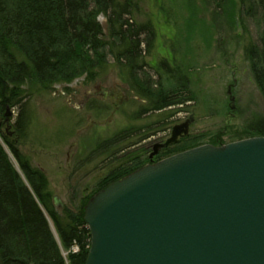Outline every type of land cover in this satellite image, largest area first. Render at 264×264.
Returning <instances> with one entry per match:
<instances>
[{
  "label": "rangeland",
  "instance_id": "1",
  "mask_svg": "<svg viewBox=\"0 0 264 264\" xmlns=\"http://www.w3.org/2000/svg\"><path fill=\"white\" fill-rule=\"evenodd\" d=\"M133 1L137 10L128 17L129 23L147 25L154 33L149 48L146 36L141 35L145 75L139 77L148 79L155 89L159 75H164L159 67L163 60L179 69L173 84L184 85L187 78L188 96L193 101L148 111L154 103L132 86L128 71L123 67L120 71L106 53L107 66L93 81H86L83 75L48 92L31 93L25 99L27 113L19 131L14 128L18 111L7 108L0 115V144L20 175L3 136L17 145L32 168L42 172L51 197L61 200V209L53 206L58 212L63 208L84 211L82 204L89 195L145 165L139 155L142 148L152 144L153 151L177 124L191 120L187 133L167 148L188 138L200 139L201 146L214 135L228 143L255 117H264V100L244 58L245 45L256 38V24L242 13L239 0H234L237 5L221 0V7L216 6L217 0ZM99 22L103 25L104 18ZM95 84L101 85L100 91L117 88L115 103L121 95L117 107L94 99L95 109L90 107L93 101L78 109L83 94ZM54 237L58 240L56 234ZM61 253L68 264V252L61 249Z\"/></svg>",
  "mask_w": 264,
  "mask_h": 264
},
{
  "label": "trees",
  "instance_id": "2",
  "mask_svg": "<svg viewBox=\"0 0 264 264\" xmlns=\"http://www.w3.org/2000/svg\"><path fill=\"white\" fill-rule=\"evenodd\" d=\"M220 1L217 7H221ZM239 1L242 13L256 24V38L245 45L244 58L264 100V0ZM136 10L133 0H0V115L7 108L17 110L14 128L19 131L27 113L25 99L31 93L48 92L83 75L86 81H93L107 66L106 53L120 71L122 67L128 71L132 86L154 103L148 111L193 101L188 96L187 78L184 85L173 84L179 69L163 60L159 67L164 77L159 75L155 89L148 79L139 77L144 74L141 35L146 36L149 48L154 33L147 25L129 23L128 17ZM123 134L116 135L113 142ZM260 136L264 137V117H255L230 141ZM2 139L21 175L0 144V264H67L61 249L68 252V264H85L90 235L83 209L55 210L42 172L29 165L13 141ZM186 141L167 148L162 156L200 145V139ZM224 143L221 135H214L206 144ZM117 179L101 185L82 205Z\"/></svg>",
  "mask_w": 264,
  "mask_h": 264
},
{
  "label": "water",
  "instance_id": "3",
  "mask_svg": "<svg viewBox=\"0 0 264 264\" xmlns=\"http://www.w3.org/2000/svg\"><path fill=\"white\" fill-rule=\"evenodd\" d=\"M190 122L175 125L149 158ZM52 204L62 207L58 196ZM84 221L85 264H264V137L147 164L91 197Z\"/></svg>",
  "mask_w": 264,
  "mask_h": 264
},
{
  "label": "flooded vegetation",
  "instance_id": "4",
  "mask_svg": "<svg viewBox=\"0 0 264 264\" xmlns=\"http://www.w3.org/2000/svg\"><path fill=\"white\" fill-rule=\"evenodd\" d=\"M95 85L96 86H94L93 89L89 88L83 94L84 96L82 97V101H80L78 103V105H77L78 109H82L85 104H88L89 102H92V101H93V103H92V106H90V107L95 109L96 106L94 105V103H95L94 99H97L100 102H109L110 104H112L113 108L117 107V105H118V103L120 102V99H121V95H118V98H116V100H117L116 103L114 101L115 100V96L117 95V88H107L106 90L100 91V89H101L100 86L101 85H99V84H95ZM157 141L158 142H163L164 140L159 139ZM151 151H152V144L147 146V147H145V148H142L141 152H139V155L142 156L141 158L146 162L145 164L156 162L158 157L161 156V153H162V152H159V153L156 154L155 157L150 159L149 158V154L151 153ZM135 168H132V169H135ZM128 170H129V168L127 170H125L124 173L125 174L128 173Z\"/></svg>",
  "mask_w": 264,
  "mask_h": 264
}]
</instances>
